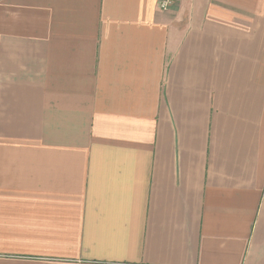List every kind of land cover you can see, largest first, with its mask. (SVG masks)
<instances>
[{
  "label": "crops",
  "instance_id": "1",
  "mask_svg": "<svg viewBox=\"0 0 264 264\" xmlns=\"http://www.w3.org/2000/svg\"><path fill=\"white\" fill-rule=\"evenodd\" d=\"M0 264H264V0H0Z\"/></svg>",
  "mask_w": 264,
  "mask_h": 264
},
{
  "label": "built area",
  "instance_id": "2",
  "mask_svg": "<svg viewBox=\"0 0 264 264\" xmlns=\"http://www.w3.org/2000/svg\"><path fill=\"white\" fill-rule=\"evenodd\" d=\"M175 0H157V7L160 10H168L174 5Z\"/></svg>",
  "mask_w": 264,
  "mask_h": 264
},
{
  "label": "rangeland",
  "instance_id": "3",
  "mask_svg": "<svg viewBox=\"0 0 264 264\" xmlns=\"http://www.w3.org/2000/svg\"><path fill=\"white\" fill-rule=\"evenodd\" d=\"M175 2H176V0L174 1V3H175ZM173 6H174V5H173ZM173 6H172V7H173ZM158 9H159V8H158ZM168 10H169V9H168Z\"/></svg>",
  "mask_w": 264,
  "mask_h": 264
}]
</instances>
